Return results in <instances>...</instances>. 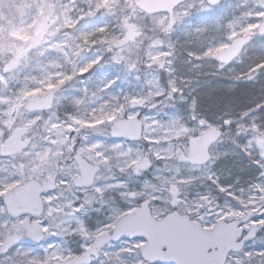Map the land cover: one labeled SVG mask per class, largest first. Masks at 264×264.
<instances>
[{
    "label": "snow or ice",
    "instance_id": "obj_1",
    "mask_svg": "<svg viewBox=\"0 0 264 264\" xmlns=\"http://www.w3.org/2000/svg\"><path fill=\"white\" fill-rule=\"evenodd\" d=\"M15 8L0 264H264V0Z\"/></svg>",
    "mask_w": 264,
    "mask_h": 264
},
{
    "label": "rangeland",
    "instance_id": "obj_2",
    "mask_svg": "<svg viewBox=\"0 0 264 264\" xmlns=\"http://www.w3.org/2000/svg\"><path fill=\"white\" fill-rule=\"evenodd\" d=\"M19 0H0V19L13 20L18 18L15 5Z\"/></svg>",
    "mask_w": 264,
    "mask_h": 264
}]
</instances>
